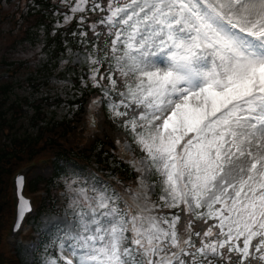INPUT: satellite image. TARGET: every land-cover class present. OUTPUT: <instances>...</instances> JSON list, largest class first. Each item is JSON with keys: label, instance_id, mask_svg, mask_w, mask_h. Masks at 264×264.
<instances>
[{"label": "snow or ice", "instance_id": "6c2138e0", "mask_svg": "<svg viewBox=\"0 0 264 264\" xmlns=\"http://www.w3.org/2000/svg\"><path fill=\"white\" fill-rule=\"evenodd\" d=\"M61 3L85 48L82 85L98 91L89 107L131 136L144 191L129 204L110 185L67 183L72 211L44 245L59 256L39 264H264V0ZM23 180L17 231L32 211Z\"/></svg>", "mask_w": 264, "mask_h": 264}, {"label": "trees", "instance_id": "16d2710c", "mask_svg": "<svg viewBox=\"0 0 264 264\" xmlns=\"http://www.w3.org/2000/svg\"><path fill=\"white\" fill-rule=\"evenodd\" d=\"M2 1L11 3L10 0ZM14 4L15 12L7 15L11 19L23 21L20 27L22 32L0 56V213L6 208L8 180L13 168L42 152L46 145L54 144L61 152H58L51 176L32 177V189L42 187L51 196L57 185L56 180L66 166H75L81 170L85 167L70 161L68 155L75 154L60 148L64 144L59 140L65 138L67 132L73 131L71 124L80 119L88 99L98 94L90 85L87 88L82 85V77L87 79L86 61L70 65L74 52L84 55L86 52L81 46V38L72 35L78 30V21L65 25L63 15L54 12V9H60L61 12L71 14L61 0L58 5L52 0H15ZM2 23L3 20L0 25ZM38 44L41 47L35 55L34 65L29 66L27 59L12 57L16 49L35 47ZM57 82L60 83V89L55 88ZM59 109L62 112H58ZM107 116L104 118L106 129L113 128L119 133L122 131L132 142L131 136L111 119H107ZM110 145L112 137L104 132L77 153L82 156L81 162L97 166L108 176L119 174L124 178L131 177V170L113 155Z\"/></svg>", "mask_w": 264, "mask_h": 264}, {"label": "rangeland", "instance_id": "374dc122", "mask_svg": "<svg viewBox=\"0 0 264 264\" xmlns=\"http://www.w3.org/2000/svg\"><path fill=\"white\" fill-rule=\"evenodd\" d=\"M16 10V5L11 4L9 6H3V9L0 12V23L3 20V23L0 25V56L3 54L4 50L6 47H8L12 42H14L16 39L19 38L20 33L22 32V29L20 28L22 26L23 21H17L15 19L9 18L7 15L8 13H13ZM6 18V20H4ZM41 45H37L35 47H26L25 49L23 48H18L14 51V55L12 56L15 59L22 58V59H27L29 60V66L34 65L36 62L35 55L36 53L40 50ZM18 57V58H17ZM77 57H79V61L77 62ZM84 56L78 53H75L72 56V63L78 64V63H83ZM53 83V82H52ZM56 89H60V83L57 82ZM58 112H62V109H59ZM127 150H130L131 147L127 144L125 146ZM137 148V146H136ZM138 149V148H137ZM139 150V149H138ZM138 166V164H137ZM91 174L88 171H79L77 169L73 168H66V173L65 175L61 176L60 179L63 182L62 187H64V191L59 192V197L57 198L58 204L62 206V208L57 212L58 214H46L43 216L39 217L40 221L41 219H47L50 220L51 223L48 225V228L45 230V236L43 241L41 242V247L39 248L38 251H32L29 250L28 255H23L22 254V247L18 248L19 251V258L22 259V264H26L27 261H37L38 264L39 262H42L44 259V256L47 254L49 256L52 255L51 251V246L48 247L47 253L45 252V247L44 245L48 243L49 239L51 236H54L56 234L57 228H63L64 225L60 221L64 218L66 212H71L72 209L69 208V204L71 203L72 199L75 198L77 195L76 192L73 190L69 189L67 187V183L71 182L72 180H75L76 183L73 185V188H89L90 185L95 184L97 187H100L102 185L95 183L92 178L90 177ZM154 178V177H153ZM117 184L120 187H123V191L128 193L130 195L131 192V197L133 198L135 194L140 193L142 194L144 189L140 188L138 186V191L135 192L133 191L134 186H126L124 187V183L120 180L117 182ZM133 191V192H132ZM159 191V190H158ZM153 199H156V197H153ZM36 222H33L31 220L30 227L33 226ZM32 224V225H31ZM30 227H26V231H29ZM34 227V226H33ZM46 237H48V241H46ZM40 237H37V240L39 241ZM28 242H31V240H28ZM4 244L0 246L3 247Z\"/></svg>", "mask_w": 264, "mask_h": 264}]
</instances>
